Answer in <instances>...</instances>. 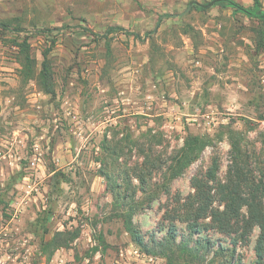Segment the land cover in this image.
I'll return each instance as SVG.
<instances>
[{"label": "rangeland", "instance_id": "obj_1", "mask_svg": "<svg viewBox=\"0 0 264 264\" xmlns=\"http://www.w3.org/2000/svg\"><path fill=\"white\" fill-rule=\"evenodd\" d=\"M0 22V264H168L142 251L114 215L97 171L102 142L130 136L131 144L148 128L168 150L187 132L215 138L169 194L133 216L146 240L163 238L166 210L194 191L190 179L215 151L216 175L225 176L228 128L264 150V46H255L251 21L213 0H0ZM25 38L36 73L48 51L53 94L23 79L16 42ZM175 224L179 240L186 224ZM74 229L68 247L44 250L55 231ZM258 232L234 244L208 227L193 238L209 239L211 250L172 264H255Z\"/></svg>", "mask_w": 264, "mask_h": 264}, {"label": "trees", "instance_id": "obj_2", "mask_svg": "<svg viewBox=\"0 0 264 264\" xmlns=\"http://www.w3.org/2000/svg\"><path fill=\"white\" fill-rule=\"evenodd\" d=\"M213 1L230 8L232 16L239 14L251 21V29L255 32V46L258 49L264 46L262 0H251V4L247 6L235 0ZM196 7L201 9L203 5L197 4ZM2 25L6 26L4 23ZM159 25L160 20L156 27ZM135 37L138 35L135 34ZM16 45L20 47L22 54L19 61L23 79L26 81L34 78L44 93L53 94L54 73L49 63L48 51L42 52L40 68L36 73V62L31 57L27 39L17 41ZM226 135L230 149L225 176L219 178L216 175L221 160L215 151L207 170L190 179L194 191L183 202H179L178 197L176 206L166 210L165 217L169 224L164 237L156 239L152 236L147 240L134 223L133 216L150 205L160 194H169L172 182L200 157L205 147L215 146V138L208 134L187 132L182 137L181 144H175L168 150L170 144H163L162 132L148 128L131 140V144L130 136L117 142H102L101 147L107 157L101 160L97 171L106 181V191L116 209L114 215L121 220L131 240L142 251L161 256L167 259L168 264H172L175 255H185V259H198L200 251L206 253L211 250L212 245L209 239L201 236L193 238L196 233L213 227L221 234L231 236L236 244L238 240L247 241L253 228L258 227L254 244L255 264H264V150L262 147L250 150L248 136L243 131L228 128ZM262 142L264 146V140ZM132 150L136 159L128 162L123 156L127 152L131 155ZM157 176L159 179H156ZM207 218L209 222L204 221ZM49 219L48 213L43 220ZM176 220L184 222L187 229L186 236L183 234L179 240L176 238ZM44 231L47 232L46 228ZM78 233V229L57 230L49 240L43 242V246H46L44 250L49 251L50 255L58 248L68 247ZM219 250L225 251L228 248L220 247ZM219 250L214 252L219 253ZM233 251L232 249L231 252ZM184 264L188 262L185 261Z\"/></svg>", "mask_w": 264, "mask_h": 264}, {"label": "built area", "instance_id": "obj_3", "mask_svg": "<svg viewBox=\"0 0 264 264\" xmlns=\"http://www.w3.org/2000/svg\"><path fill=\"white\" fill-rule=\"evenodd\" d=\"M149 259H152L151 257H149Z\"/></svg>", "mask_w": 264, "mask_h": 264}]
</instances>
